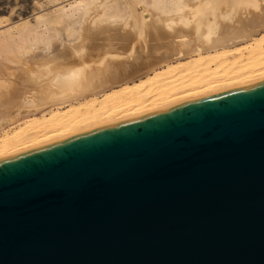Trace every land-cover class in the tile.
<instances>
[{
  "label": "water",
  "instance_id": "95a60500",
  "mask_svg": "<svg viewBox=\"0 0 264 264\" xmlns=\"http://www.w3.org/2000/svg\"><path fill=\"white\" fill-rule=\"evenodd\" d=\"M0 264H264V80L1 158Z\"/></svg>",
  "mask_w": 264,
  "mask_h": 264
},
{
  "label": "bare ground",
  "instance_id": "6f19581e",
  "mask_svg": "<svg viewBox=\"0 0 264 264\" xmlns=\"http://www.w3.org/2000/svg\"><path fill=\"white\" fill-rule=\"evenodd\" d=\"M82 2H77L68 15L57 12L44 19L37 16L32 19L33 25L29 26L28 20L19 26L22 43L42 40L43 48L50 49L57 34L55 25L64 24L66 37H74L76 45L70 48L66 61L54 62L62 54L60 49L48 61L36 59L33 70L24 60L23 81L37 91L29 97L33 100L27 106L12 102L9 93L1 95L0 159L92 128L264 80V33L248 43L235 44L256 32L264 8L259 15L250 12L232 16L228 8L206 10L207 3L201 4V0H138L152 14L142 22L147 34L142 46L157 53L140 65V58L129 63L124 55L126 45L134 40L125 29L129 17L125 8L117 0ZM33 3L28 2L26 8L30 15L37 9ZM96 8L103 9L97 12ZM75 12L80 15L70 22ZM39 25L42 32L50 28L53 34L39 37ZM130 50L139 54L143 47ZM155 68L159 69L138 79L141 71ZM14 125L18 127L12 130Z\"/></svg>",
  "mask_w": 264,
  "mask_h": 264
},
{
  "label": "rangeland",
  "instance_id": "374dc122",
  "mask_svg": "<svg viewBox=\"0 0 264 264\" xmlns=\"http://www.w3.org/2000/svg\"><path fill=\"white\" fill-rule=\"evenodd\" d=\"M79 1L82 2V0H28V1L27 0L25 1L24 0H21V1H18V0H5V1L3 0L2 1L0 0V4H1L0 8L2 7L1 9H5V10L0 9V98H1V95L5 93H9L11 95L12 102L19 101L20 104L23 106L30 105L32 103L33 98H29V97L33 95L34 93H36L37 89H35L33 86L27 85L23 81V75H24V70H25L24 60L28 61V64L33 70L36 59L44 58V60L48 61L53 56L58 55V49H60L59 55L60 53L62 54L61 56H59V59H57V61L55 59L54 62L58 63L61 61H66L69 59V56L71 54L70 48L76 45V40L74 39V37L69 36L70 39L67 38L68 35L66 34L65 30L63 31L62 29L64 27L63 26L64 24L55 25L57 29V34L56 36L52 37L53 43L51 44L52 46L50 45L51 48L48 49L45 46V48L48 50L43 48L44 46L42 45V42H41L42 40L41 41L39 40V42L38 40H33L31 44L28 42H26V44L22 43V40L24 39L23 38L22 40L19 39V34L23 32L21 31L19 26L22 25L24 22H27L28 20L30 21L29 26L33 25L32 19H34L37 16H43V19H44L48 16H53L51 14L55 15V13L57 12L68 15L70 14V11L73 8H75L76 3ZM28 2H29V5H31V2H34L35 5L33 3V6L37 8L34 11L33 15H30L32 13L31 12L28 13V10L26 9ZM117 2H118L117 4L120 5L122 8H125L124 10L129 14L128 22L125 25V29L130 32V34L132 35L134 39L132 44L126 45V48L124 50V55L128 57L129 63H132L133 61H135L134 59L136 58H140L138 59V61L139 63H141L140 65H142V62H144L145 58L149 56L157 55L156 52L155 53L149 52L150 50H148L146 46L145 48L144 46H142L147 36L145 32L146 31L145 25L142 22H145L146 20H149L152 18L151 10L144 8L138 2V0H117ZM123 2L125 5V6L123 5L124 7L122 6ZM8 3H12V4H8ZM203 3H207L206 10L214 8L219 11L220 10L222 11L228 8L229 11H231L232 16L235 13H239L241 14V16H243V15L249 14L250 12H253L256 15H259L261 14V12H263L262 8H264V0H201V4ZM4 4L5 5L8 4V6L4 7ZM20 5L22 9L20 8ZM23 9H25V11ZM96 9L98 12L99 10L103 8H96ZM90 13L93 14V12H90ZM79 15L80 13H77V12L73 13V15L69 18L70 20H72L70 22H73L74 20H76L79 17ZM263 25H264V16L262 18L261 23L258 24V26H255L257 27L255 33L251 34L247 40L240 41L235 44L241 45V44L248 43L252 41L254 37H257L261 33H264ZM43 30H44L43 26H40L39 28L36 29V31L39 32L38 34L39 37L43 39L53 34V31L50 28L42 32ZM65 34L67 35V37ZM10 42L13 44H11ZM67 43L70 45H68ZM29 45H32L33 47H31L28 51ZM133 46L136 47V49L138 46L143 47V52L139 54H135V53L132 54L133 52L130 50V48ZM229 46H232V45H229ZM62 47H66L67 50L63 49ZM187 58L188 57H186V59ZM135 62H137V60ZM169 63H173V62L169 61ZM158 69L159 68L150 69L147 71L145 70L141 71L140 73L142 74L139 76L138 79L140 78L142 79L145 76L150 75L154 71H157ZM37 93L39 94L40 91ZM100 95L101 94H98L97 97H100ZM22 121L23 120H20L19 123H21ZM17 125H20V124L17 123ZM17 125H14L12 130L18 127Z\"/></svg>",
  "mask_w": 264,
  "mask_h": 264
}]
</instances>
